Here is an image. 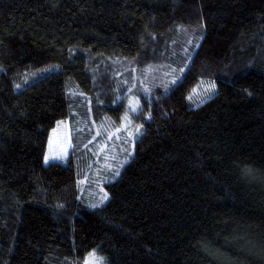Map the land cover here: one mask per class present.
I'll return each instance as SVG.
<instances>
[{
  "label": "trees",
  "instance_id": "1",
  "mask_svg": "<svg viewBox=\"0 0 264 264\" xmlns=\"http://www.w3.org/2000/svg\"><path fill=\"white\" fill-rule=\"evenodd\" d=\"M167 68L180 79L150 96L138 85L129 111L132 77ZM203 78L216 93L192 107ZM87 103L140 128L97 205L78 146L43 164L51 129L68 119L74 133ZM91 251L104 264H264V0H0V264Z\"/></svg>",
  "mask_w": 264,
  "mask_h": 264
},
{
  "label": "rangeland",
  "instance_id": "2",
  "mask_svg": "<svg viewBox=\"0 0 264 264\" xmlns=\"http://www.w3.org/2000/svg\"><path fill=\"white\" fill-rule=\"evenodd\" d=\"M191 34H193V31H191ZM234 71H236V68H234ZM178 79H180V74L169 68L164 69L162 74H155L151 70H146L145 75L140 79L133 76L130 86L123 92L126 98V108L129 111H132L133 107H136L137 110L140 108L137 96L138 85H140L141 91L150 96L153 88L162 87L167 90ZM212 85H214V82L211 79H201L188 94V103L192 107H197L210 99L216 93V87L212 89ZM124 86L126 85L124 84ZM89 105L90 103H87V114L91 110ZM94 116L95 114L90 113L89 120H85L86 117L80 115V122H77L74 133L70 130L68 119L57 122L49 132L43 158L44 165L52 161L67 163L75 146H78V150L85 156L87 164L81 185L84 187L87 182L94 183V187L88 189L86 195L91 198V205H97L107 198V192L102 183L112 181L118 177L120 170L132 154V141L139 134L138 129H140L131 124L128 113L122 115L118 126H114L107 117L100 116L95 120ZM45 157L49 158L48 163H45ZM102 191L105 192V195L102 194ZM93 252L95 251H91L85 256L83 264H89L90 261H93L94 258L90 256V253ZM100 258L95 252V260L99 261Z\"/></svg>",
  "mask_w": 264,
  "mask_h": 264
},
{
  "label": "snow or ice",
  "instance_id": "3",
  "mask_svg": "<svg viewBox=\"0 0 264 264\" xmlns=\"http://www.w3.org/2000/svg\"><path fill=\"white\" fill-rule=\"evenodd\" d=\"M211 88L214 89V88H215V85H212ZM137 103H138V102H137ZM136 110H137L136 107H133V108H132V111L135 112ZM125 119H127V117H125ZM48 162H49V158H48V157H45V163H48ZM117 174H118V173H117ZM105 198H106V197H105ZM90 256H92L94 259H93V261H90L89 264H103V259H102V258H100L99 261L95 260V252L90 253Z\"/></svg>",
  "mask_w": 264,
  "mask_h": 264
}]
</instances>
